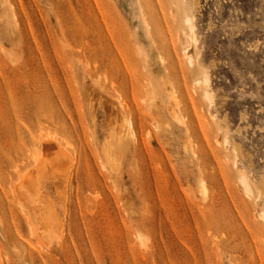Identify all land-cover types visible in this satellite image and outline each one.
Segmentation results:
<instances>
[{
    "label": "rangeland",
    "instance_id": "374dc122",
    "mask_svg": "<svg viewBox=\"0 0 264 264\" xmlns=\"http://www.w3.org/2000/svg\"><path fill=\"white\" fill-rule=\"evenodd\" d=\"M0 264H264V0H0Z\"/></svg>",
    "mask_w": 264,
    "mask_h": 264
},
{
    "label": "bare ground",
    "instance_id": "6f19581e",
    "mask_svg": "<svg viewBox=\"0 0 264 264\" xmlns=\"http://www.w3.org/2000/svg\"><path fill=\"white\" fill-rule=\"evenodd\" d=\"M186 21H187V23L189 24V26H190V29H191V31H192V33L194 34L195 33V29H194V25H193V20H192V18L191 17H189V16H187V18H186ZM197 40V39H196ZM188 52V53H187ZM186 53H187V55H188V57H189V60L190 61H192V59H193V55L188 51V49L186 50ZM205 81H207V79L205 78L204 79ZM197 82H199V81H197ZM196 82V83H197ZM153 90V89H152ZM171 92V91H170ZM207 96H209V94H207ZM169 98H171V99H173L172 100V106L173 105H175V104H173V103H175V98L173 97V95L172 94H170V96H169ZM171 102V101H170ZM152 104V103H151ZM153 105V104H152ZM171 106V105H170ZM171 108V113L173 114V116L174 117H176L178 120L180 119V117H179V115L177 114V112H175V110L173 109V107H170ZM152 109V108H151ZM115 112V111H114ZM116 114V113H115ZM108 115H109V111H108ZM111 115H113V114H111ZM111 115H110V117H111ZM109 117V118H110ZM117 118V117H116ZM115 118V119H116ZM111 119V118H110ZM118 119V118H117ZM131 120V119H130ZM118 122V121H117ZM46 146H48V144L46 145ZM49 147V146H48ZM52 147V146H51ZM50 147V148H51ZM59 147H61V146H59ZM47 148V147H46ZM53 148V147H52ZM62 148V147H61ZM56 150V148H55V145H54V148H53V150ZM62 150V149H61ZM61 150H57L56 151V153L54 152V155L52 156H50V154H47V157H50V159H52V161H59V162H61V155L59 154V153H62V152H58V151H61ZM47 153V152H46ZM66 153V152H65ZM63 154V153H62ZM65 155V154H64ZM64 158H65V156H64ZM63 159V158H62ZM63 161H65V159H63ZM66 161H67V159H66ZM61 163H63V162H61ZM66 163V162H65ZM54 172V171H53ZM52 172V173H53ZM56 174V173H55ZM54 174V175H55ZM58 174V173H57ZM26 183H28V181L27 180H24ZM30 181H32V180H30ZM33 183L32 184H36L37 185V187H36V190L40 193L41 191H42V185H41V183H39V180H35V179H33V181H32ZM29 184V183H28ZM32 184H29V186H31ZM39 187V188H38ZM247 190H250V188H248L247 187Z\"/></svg>",
    "mask_w": 264,
    "mask_h": 264
}]
</instances>
